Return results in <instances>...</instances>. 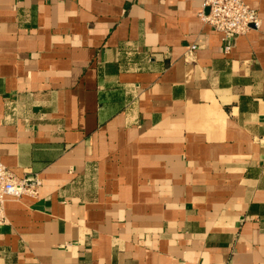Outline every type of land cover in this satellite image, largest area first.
I'll use <instances>...</instances> for the list:
<instances>
[{"label": "crops", "instance_id": "crops-1", "mask_svg": "<svg viewBox=\"0 0 264 264\" xmlns=\"http://www.w3.org/2000/svg\"><path fill=\"white\" fill-rule=\"evenodd\" d=\"M202 2L0 0V264H264V0Z\"/></svg>", "mask_w": 264, "mask_h": 264}, {"label": "built area", "instance_id": "built-area-1", "mask_svg": "<svg viewBox=\"0 0 264 264\" xmlns=\"http://www.w3.org/2000/svg\"><path fill=\"white\" fill-rule=\"evenodd\" d=\"M199 17L215 31L222 33L225 42L260 26L256 11L244 0H203ZM190 48L194 49L195 46ZM224 51H230L229 44L224 45ZM41 185L42 179L37 174L19 177L0 162V226L7 222L5 200H18L23 196L36 197Z\"/></svg>", "mask_w": 264, "mask_h": 264}]
</instances>
